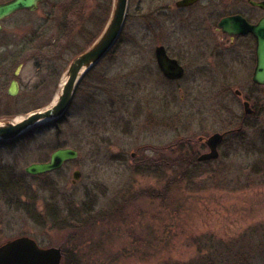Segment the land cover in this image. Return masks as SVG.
Returning a JSON list of instances; mask_svg holds the SVG:
<instances>
[{
  "label": "rangeland",
  "instance_id": "1",
  "mask_svg": "<svg viewBox=\"0 0 264 264\" xmlns=\"http://www.w3.org/2000/svg\"><path fill=\"white\" fill-rule=\"evenodd\" d=\"M101 1L44 0L1 22L0 123L54 100L70 63L102 33ZM175 1L129 0L119 41L84 77L65 118L0 143V245L31 237L61 248L66 264H197L215 247L224 255L232 244L256 248L264 235V88L252 83L254 45L199 61L181 15L166 9ZM222 5L218 15L231 7ZM16 45L22 68L10 96L18 65L8 71L5 51ZM161 45L186 54L182 80L160 74ZM245 100L255 115L245 114ZM230 130L219 159L197 169L176 164L209 151L200 138ZM59 148L77 150L78 159L44 175L25 172Z\"/></svg>",
  "mask_w": 264,
  "mask_h": 264
},
{
  "label": "water",
  "instance_id": "2",
  "mask_svg": "<svg viewBox=\"0 0 264 264\" xmlns=\"http://www.w3.org/2000/svg\"><path fill=\"white\" fill-rule=\"evenodd\" d=\"M198 0H180L177 7H187L193 5ZM43 0H10L0 3V31L1 22L15 15L20 11L34 12L39 8ZM254 5H259L253 3ZM129 10V0H114L111 16L97 40L84 52L76 56L70 63L65 73L66 81L62 85L57 102H53L40 110L33 111L26 115L19 122L15 120L0 123V142H10L22 138L37 126L54 125L63 120L68 113L75 93L83 78L92 71L115 47L123 32ZM240 17L223 19L219 26L233 35L252 33L258 38L257 64L254 71L253 81L264 85V36H258V27L251 26L245 20L238 23ZM158 66L163 75L168 80H180L184 76L183 67L176 61L168 57L166 49L158 46L155 50ZM21 65L15 71L18 76ZM17 82L13 81L9 89L10 96L18 94ZM240 95L239 93H237ZM246 114H252L253 110L249 102L244 103ZM225 134L215 133L206 140L209 149L202 154L199 162L214 161L219 159V147L223 143ZM79 152L71 148H59L54 151L50 159L43 163H33L29 165L25 172L31 176L48 174L61 169L67 162L78 159ZM81 173L75 171L73 174V184L80 179ZM63 251L61 248H44L31 237L22 236L9 240L0 245V264H62Z\"/></svg>",
  "mask_w": 264,
  "mask_h": 264
},
{
  "label": "flooded vegetation",
  "instance_id": "3",
  "mask_svg": "<svg viewBox=\"0 0 264 264\" xmlns=\"http://www.w3.org/2000/svg\"><path fill=\"white\" fill-rule=\"evenodd\" d=\"M178 1L180 0H176L174 5H168L166 9L168 11L176 10L181 15V20L183 23L182 28L184 30L185 42L186 44H194L195 46H197V48L194 51L196 52L195 56L200 58L199 61L203 60L204 58H201V57H205V56H206L205 58L223 57L226 54L225 52L227 51L230 52V48H232L236 44L242 45L244 49L248 48V46H250L251 44V46L254 45V49H255L254 50V57H255L254 58L255 60L254 71H255L256 64H257L256 50H257V45H258V38L255 37L252 33L238 34V35L230 34L228 32H225L219 26V24L223 19L232 18V17H240L241 19L245 20L251 26H257L258 36L263 37L264 36V0H225L227 3H231V7L224 8V10L225 9L226 10L222 12L220 15H218L216 12V8H217L216 6L225 7L222 5V0H198L193 5H190L187 7H177L176 4ZM253 3H257L259 5H254ZM204 4H207V5H204ZM27 12H31V11H27ZM241 19L237 21L239 24L242 23ZM222 44H225L224 49H221L220 47ZM163 47L166 49L168 57L173 60H176L183 67L184 69L183 78H184L186 76V72L188 68V66L185 64V60L187 59L185 58L186 54H181L178 52L175 54L168 47H165V46ZM191 56L193 57V55ZM155 57H156V54H155ZM156 62H157V59H156ZM18 66L20 65L18 64ZM18 66L16 67V69L18 68ZM157 66H158V63H157ZM158 70L160 74L166 80H168L161 72L159 66H158ZM15 71H14V79L10 81L9 87L7 89V93H9V89L13 81L17 82L18 92H19V81L17 80V78L19 77L20 73L18 76H16ZM254 71L252 75L253 85L256 88H264V85L255 83L253 81ZM180 80H168V81L173 82V81H180ZM235 93L236 94L239 93L240 94L239 96L242 95V91L238 89L235 90ZM245 102L250 103V101L248 100H245ZM246 115L253 116L255 115V111L253 110L252 114H246ZM243 128H244V124L242 123L241 127L237 129L236 132L241 133ZM233 132L235 131L230 130V131L223 133L225 134L224 141L226 137L228 135H231ZM200 141L206 144L205 138H200ZM208 162H211V161H208ZM208 162H203V163H208Z\"/></svg>",
  "mask_w": 264,
  "mask_h": 264
},
{
  "label": "trees",
  "instance_id": "4",
  "mask_svg": "<svg viewBox=\"0 0 264 264\" xmlns=\"http://www.w3.org/2000/svg\"><path fill=\"white\" fill-rule=\"evenodd\" d=\"M101 3L105 4L106 11L108 10L107 11L108 18L106 17L107 19L105 18L102 21V24L105 28V26H106V24H107V22L111 16V13H112L113 0L101 1ZM104 28H103V30H104ZM95 40H94V42H95ZM7 48L5 51L7 53V57L5 59L9 63V67L7 69H8V71H13L14 68L19 64V59H20L19 45H16L14 50H13V48H11V49H7ZM48 126H50V125H48ZM44 127H47V126H44ZM198 158L199 157H197V155H195V154H193V155H191V154L190 155H188V154L182 155L178 159L176 164L178 163V164L184 166L188 170V169H197V168H200L202 166H205V165H208L211 163V162L200 163L198 161ZM183 176L184 177L186 176L185 179H191V175H188L186 173H183ZM254 235H252V239L250 240L251 243L255 242L254 238L256 236H254ZM262 238L260 239L259 242L256 240V242H258L256 248L250 249L249 251H247L246 249L239 251V249L237 250V248L235 247L236 245L232 244V247L227 249L228 250V252H226L227 255L226 254L224 255V254L220 253V250L218 248L215 247V249H217V250L211 251L207 257L204 256L203 258H201L197 264H264V235L262 236ZM230 257H231V259H230ZM228 259L230 261H228ZM65 260H66V258H65ZM232 261H233V263H232ZM62 264H66L65 261H63Z\"/></svg>",
  "mask_w": 264,
  "mask_h": 264
},
{
  "label": "bare ground",
  "instance_id": "5",
  "mask_svg": "<svg viewBox=\"0 0 264 264\" xmlns=\"http://www.w3.org/2000/svg\"><path fill=\"white\" fill-rule=\"evenodd\" d=\"M65 81H66V78H64V80H63V82H62V85L64 84ZM62 85H61V86H62ZM58 96H59V93L57 94V96H55L52 105H54V104L57 102V100H58ZM20 120H22V118H18V119H16L15 122H19Z\"/></svg>",
  "mask_w": 264,
  "mask_h": 264
}]
</instances>
